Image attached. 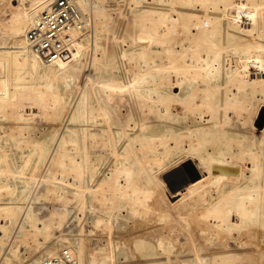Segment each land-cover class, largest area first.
I'll list each match as a JSON object with an SVG mask.
<instances>
[{"label":"bare ground","instance_id":"1","mask_svg":"<svg viewBox=\"0 0 264 264\" xmlns=\"http://www.w3.org/2000/svg\"><path fill=\"white\" fill-rule=\"evenodd\" d=\"M50 1L52 0H31L26 12L16 7L5 28V32L15 39L14 45L0 48V66L5 68V75L0 79L3 87L0 93V114L4 116L5 111L15 108V112L13 111L15 121L23 127L28 124L34 109H38L39 114L44 118L61 121V130L56 131L51 144L35 135L28 139L24 136L22 127H13L6 131V135L17 139L15 145L18 148H30L27 152L22 151L19 165L14 168L8 164L5 167L6 175H12L13 178L22 177L28 169H32L37 172V176L32 178V181H14V184L9 183L8 180L0 181V195L3 193L14 195L11 201L0 204V217L5 219V223L0 224V264H12L8 255L11 252L16 253L14 244L22 230L31 227L37 232V229L45 228V226L37 227L38 219L34 213V206L42 195L55 189L57 180L64 183L65 189L80 202L83 209H93V202L108 190L113 202L116 200L119 207L126 204L123 207L132 215L140 217L152 212L144 193V190L150 187L144 181L145 166L143 169L128 161L118 163L119 165H115L110 172H107L110 177L102 180L101 176L106 171L101 169V164L105 157L104 149L109 151L113 148L116 153L115 149L118 145L115 139L128 136V140L125 141L128 142L125 146V151L128 153L126 149L129 143L135 139L148 138V135L142 133L153 126V121H149V115L155 113L163 118L165 115L174 114L171 111L174 100L184 103L183 106L188 109L186 113L200 114L202 118L204 117L202 114L208 115L207 120H199L195 129L189 130L187 135L177 133L179 138L187 139L190 148H194L197 153L193 156L191 149L185 154V159L180 160L194 159L196 165L201 166L198 172L201 178L192 182L191 187L195 189L205 185L210 187L202 196L209 217L196 221L199 224L205 222L206 230L210 232L209 237L212 239L235 237L236 231L249 227L264 235V134L252 133L250 138L227 139L226 134L221 132L219 127L224 124L223 122H228L227 113H223L225 114L223 116L221 110L229 109L230 102L240 100V105L247 109L257 99V95L264 98V0H147L148 4L141 8L138 16L136 15L131 32H127L126 36L112 34L113 42L118 45L127 38L130 39L131 45L137 43L138 37L147 41V47L140 48L141 53L137 55L143 58L149 55V65L154 69H166L175 73L178 77L176 76L174 83L180 85L178 89L185 86L182 85L184 82L188 83L186 87L189 91L183 98L171 92L174 83L170 82L169 89H165L162 87L163 81L161 84L157 79L159 81L156 83L153 76L147 84L146 78L138 73L127 81L105 76L110 64L115 69L119 66L115 60L108 62L107 51L100 45L108 20V14L102 9L104 0H73L80 11L88 16L91 15L83 11L91 8L99 10V30L97 33L95 31L94 37L90 39L92 29L76 44V52L72 60L51 65L44 64L32 52L25 34L31 24L46 10ZM93 21H91L92 26ZM158 56L166 57V64L164 63L163 67L155 65V58ZM132 57L133 54L127 49L121 48L120 60H130ZM124 93L130 94L136 100L138 110L144 118L138 119V123L135 124L136 129L132 130L135 131L134 134H130L131 129L128 128L117 133L110 132V138H115L116 144H114L106 136L101 121L108 116L115 99ZM180 104L182 106L181 102L178 106ZM27 109L31 112L28 113ZM20 111L27 113L26 119L19 115ZM210 133L217 134V138L211 139L213 149H201ZM224 137L226 143L221 145ZM69 144L72 148H69ZM158 144L165 146L161 140L152 142L151 149L149 148L143 155L145 160L143 158L142 161L139 160L145 161L150 170L155 169L154 167L161 168L163 162L155 153ZM12 151L13 148L3 152L0 162L8 160L10 154L14 152ZM163 154L167 159L171 158L169 151L165 150ZM240 163L248 169L249 178H243L244 168ZM67 177H70L72 182ZM191 187L189 192L194 190ZM194 192L196 193V190ZM234 215L238 218L236 222L232 220ZM101 221L104 220H98L100 223ZM111 221L112 218H109L108 223ZM190 226L192 228V224ZM224 243L223 248L222 245L220 247L225 250ZM140 248L145 252L144 258H139L142 260H136L134 263L136 258L132 262L130 260L126 262L129 264H236L243 255L241 250V252L227 250L214 253L210 257L183 260L179 256L180 253H175L170 243L162 238L157 242L149 241L147 245L142 241ZM65 249L68 248L46 257L40 264H49L50 259L60 256ZM68 251L73 258L71 264H85L88 259V255L83 251H77L78 253L72 249ZM98 253L96 250V254ZM102 258L98 257V260L103 261ZM105 261L108 264H119L121 257L112 256L105 259L103 264Z\"/></svg>","mask_w":264,"mask_h":264},{"label":"rangeland","instance_id":"2","mask_svg":"<svg viewBox=\"0 0 264 264\" xmlns=\"http://www.w3.org/2000/svg\"><path fill=\"white\" fill-rule=\"evenodd\" d=\"M30 1L31 0H2L0 3V48L11 47L14 45L15 39L13 38V40L5 32V28L9 23L12 13L17 9L16 7L20 8L21 11L25 10L24 12H26L30 7ZM147 2V0H104V7L102 9L108 14V20L106 25L107 27L103 31V35L101 37L100 45H102V47L107 51L109 58L108 62L111 63L113 60H115L117 62V66H119L115 69L114 66L110 64L105 76L107 78L127 81L132 78L134 74L138 73L146 78V84L150 82L151 76H153V80L156 83H158L159 80V83L163 81V84L161 83L163 85L162 87L169 89L170 84L174 83L178 76L175 73L170 72V70L164 69V71L163 69L158 70L157 68L154 69L151 67L149 65V55H147L145 58L137 55L141 53L140 50L142 47H147V41L141 37H138L137 43L131 45L130 39L127 38L121 45H118L112 40L113 33L126 36L127 32H131L136 15H139L141 8L145 7V5L148 4ZM83 12L90 14L92 21L94 20L92 23L93 31L90 35V39H92L95 35V31L97 33L99 30L98 16L100 15V12L97 8H91L90 10ZM121 48L127 49L131 54H133V57L130 59L131 61L128 59L125 61L120 60L119 53ZM165 62L166 57L158 56L155 58L156 66L163 67ZM165 72H168L169 74H166ZM4 75L5 68L0 66V79ZM181 78L182 77H180V79ZM175 84L176 83H174L173 87H171V92L174 95H178L180 98H183L186 95V92L189 91L187 88L188 83L186 84V82H184L182 85L185 86L182 87V89L181 87L178 89L180 85L176 84V87ZM1 88L2 90L0 93L3 91V87L0 83V89ZM236 92L241 93L240 91ZM256 98L257 99L252 102L251 107L249 105V108L247 107V109L240 105V100L230 102L229 109H227L228 111L226 109L223 110L222 108L221 115L224 116L227 113L228 122H223L224 124L220 125L219 127L221 132L226 134L227 139L229 137L236 139L240 137L250 138L252 133H257L260 135L264 134V98H262L261 95H257ZM178 102H181L182 106L181 104L178 106ZM175 103L176 105H174ZM136 104V100L128 93H124L121 97L115 99L108 116L106 119H102L101 121V126L105 129L106 136L110 138V132L113 131L117 133L118 131L125 128L131 129L130 134H134L135 131L132 130L136 129L135 124L138 123V119L140 120L144 118L143 114H140ZM183 104L184 103L182 101L174 100L172 106L175 108H171V111H173L174 114L165 115L163 118H160L155 113H151L149 115V121H153V126L150 127V130L146 129L142 133L144 135H148V138L135 139V141L129 143L126 149L128 153L125 151V146L128 144V142L125 143V141L128 140L127 135L121 136L119 139L110 138L114 144L117 142L118 146L116 145V153H114L113 148L109 151L104 149L105 157L101 164V169L106 172L101 176L102 180H107L110 177V174H107V172H110V169H112L115 165H119L126 161L138 165L143 169L145 166L144 181L149 184L150 189L147 188V190H144V193H146V201L152 208V212L143 215L144 217L142 215H140V217L132 215L127 208L123 207L126 204H122L123 206L119 207L117 206L116 200L113 202L114 200L111 199V196L109 195L110 191L108 190H105L104 194L99 195L102 197V199L98 197V200L93 202V209H83L80 202L76 198H73L71 193L65 189L66 186L64 183L60 180H57V183L54 185L55 189L47 192L49 195L47 193L44 194L45 196L42 195L34 206V213L38 219L37 227L45 226V228L43 227L42 230L37 229L36 232L33 230V228L29 227L20 232L14 244L16 253L14 254L11 252L8 255V258L12 261V264H40L43 259L56 252L58 253L64 248L72 249L75 253H78L79 251L86 253L88 255V259L85 261V264H103L105 259L112 256L121 257V262L119 264H129L126 262L127 260L132 262L133 259L136 258L133 261L134 263L136 260H142L139 258H144L145 252L143 248H140L142 241H144L147 245L149 241L157 242V240L160 238L164 239L165 242L170 243V245L174 248L175 253H180L179 256L183 260H193L196 259V257H210L212 254L219 253L221 251L224 252L227 250H237L238 252L242 251V258L245 260L241 258L240 261L236 262V264H264V235L258 232V230L249 227L241 231H236L235 237L226 236L225 238L212 239L209 237L210 232H207L206 230L204 225L205 222L199 224L198 221H196L198 219L205 220L209 217L207 207L202 201V196L209 190L208 188L210 187L207 185L198 187L196 189L191 187L192 182H195L201 178L200 175L198 176L201 166H197L194 159L193 161H181L182 159H185V154H188L189 150L191 151L192 149L193 156H195L197 153L194 148H190L187 139L184 140L179 138L177 133L179 135H187L189 130L195 129L199 120H207L208 115L202 114L204 116L202 118V116L199 114L201 116L200 118V116L197 114H192L191 112L186 113L188 109L185 108V105L183 106ZM235 104H238V106H235ZM14 109L15 108H10V110L8 109L9 111H5L4 116H2V113L0 114V156L3 154V152H6V150L9 151L11 148H13L14 151H12L14 154L11 153V157H9L8 160H1L0 162L2 167L0 168V181L8 180L11 184H14V181H32V178L37 176V172L35 170L28 169L24 176L22 175V177L20 176L17 178L11 177L12 175H6L7 173L5 172V167L10 164L15 168V166L19 165L22 160V151L26 150L27 152L28 149L30 150V148L26 147H23L24 149L18 148L15 145L17 139L6 135V131L12 129L13 127H22L24 128V136H26L28 139L34 137L35 135L37 137L39 136L42 140H45L48 144H51L56 131L58 132V130H61V121L59 119L44 118L39 114L40 111L38 109V112L36 109L32 110L33 115L28 120V124L23 127L22 124L20 125L15 121L13 115L15 112ZM27 110L28 113L31 112L29 109ZM19 115L26 119L27 113L20 111ZM134 136L135 135H133V137ZM212 137L217 138V134L210 133V135H208L207 141L203 142L201 149H213ZM158 140H161V142L165 143V146L158 144L157 147H155V153L161 157L163 162L161 164V168L154 167L155 169L150 170L148 164H146L145 161L140 162L139 160H145L143 156L144 153L149 150L152 142L156 143ZM225 143L226 138L224 137L221 145H224ZM68 146L69 148H72V145L69 144ZM165 150L169 151L171 158L167 159L166 155L163 154ZM241 165L244 168L243 178H249L250 174L248 173V169H246L244 164ZM67 179L72 182L70 177H67ZM190 187L191 189H194L192 192H189ZM195 190L196 193L194 192ZM212 191L214 192L215 190ZM180 194L182 195L180 196ZM13 198L14 195L3 193L0 195V204L7 203ZM182 214L183 216H181ZM109 218H112V221L108 223ZM187 218L189 219L188 222ZM100 219L104 221H101V223L98 222ZM232 220L234 222L238 221L237 216L234 215ZM50 221H52V224ZM4 223L5 219L0 217V224ZM189 223L192 224V228ZM107 224L109 225L107 226ZM227 238L229 240H227ZM233 242H235L236 245ZM223 243L225 250L222 249ZM241 247L243 249H241ZM96 250L97 253L99 252L98 254H96ZM102 252L105 255L101 254ZM96 255H98L97 258L95 257ZM98 257H103V261H101V259L98 260ZM93 258L97 261H95ZM92 260L94 262H92ZM105 264H108V262L105 261Z\"/></svg>","mask_w":264,"mask_h":264},{"label":"built area","instance_id":"3","mask_svg":"<svg viewBox=\"0 0 264 264\" xmlns=\"http://www.w3.org/2000/svg\"><path fill=\"white\" fill-rule=\"evenodd\" d=\"M91 21V16L82 13L73 0H52L31 24L25 38L44 64L68 62L75 56L76 44L91 32ZM72 262L71 253L65 249L49 264Z\"/></svg>","mask_w":264,"mask_h":264}]
</instances>
